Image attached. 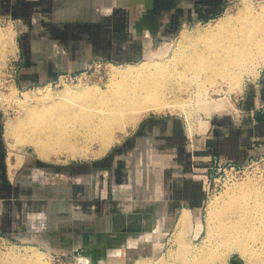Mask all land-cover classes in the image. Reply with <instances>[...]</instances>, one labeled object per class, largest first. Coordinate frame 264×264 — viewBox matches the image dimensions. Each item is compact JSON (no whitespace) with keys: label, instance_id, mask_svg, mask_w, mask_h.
Listing matches in <instances>:
<instances>
[{"label":"crops","instance_id":"obj_1","mask_svg":"<svg viewBox=\"0 0 264 264\" xmlns=\"http://www.w3.org/2000/svg\"><path fill=\"white\" fill-rule=\"evenodd\" d=\"M104 1L0 0V17L37 21L18 38V85L27 88L47 83L64 72L83 69L94 59L121 64L137 61L152 42L171 36L179 22L215 18L230 0H171L176 9L161 25L143 15L144 8L135 0L130 6L103 15L96 8ZM238 100L233 107L243 112L242 119L238 121L229 113L235 108L212 111L193 154L186 145L180 118L142 116L99 162L69 172L70 176L84 178V188L72 183L64 186L69 202H75L81 192L86 193L87 200L96 179L103 176L115 184L148 180L149 193H153L149 201L158 207L159 215L180 208L185 211V207L200 210L205 202L204 172L213 161L242 166L264 156V74L246 83ZM2 119L0 114V231L4 236L21 235L37 243L44 239L50 243L51 233L62 229L57 210L60 205L55 201L60 200L62 187L46 176L53 177L60 171L26 155L11 161L9 156L14 151L8 152L2 139ZM70 223L64 226L65 233L72 231ZM67 236L70 244L82 239L74 232ZM108 242L105 239L98 245L91 236L87 246L74 245L71 253L75 261L98 264H110L127 255L122 251L126 245L113 249L114 244L102 259L83 254L84 249L95 253Z\"/></svg>","mask_w":264,"mask_h":264},{"label":"rangeland","instance_id":"obj_2","mask_svg":"<svg viewBox=\"0 0 264 264\" xmlns=\"http://www.w3.org/2000/svg\"><path fill=\"white\" fill-rule=\"evenodd\" d=\"M118 2L119 4H117ZM132 2L133 0H105L104 3L97 6L96 11L103 15H109L116 9L130 6ZM134 2H137L138 5L143 7L142 0H135ZM246 6H250L252 11L257 13L264 10V0H230L227 2L223 12L215 18L201 21L179 22V25L171 36H161L152 42L148 51L137 61L121 64L110 60L94 59L81 70H70L60 74L57 78L47 83L27 88L19 86L17 83V74L20 69L19 53L17 51L18 38L27 31L31 24L36 25L37 21L33 19L26 22L20 19L0 17L3 20V25L0 26V35H5L4 40L7 42L4 43L11 44V47L4 43L1 44L2 46L0 45V114L3 117L2 139L6 144L8 152L11 150L14 151L9 156L11 161H15L19 155L22 157L26 155L38 160L41 159L40 162H44L43 164H46L48 168H56L60 171L53 177H46L51 181L54 180L56 184L59 183L62 187L60 200H55L60 205L57 210L59 212L58 216L62 219V229L51 233L50 236L52 239L50 243L45 241V239L42 243H37L25 239L21 235L4 236L0 231V262L1 253H10L15 259V261L12 259V262L9 260L6 263L2 261L3 263L1 264H23L25 260H29L32 264H36L33 262H37V260H39L38 264H98L90 261H75L73 252L71 253L72 246L78 244L87 246L90 243L91 236L97 244L104 242L105 239L110 241L111 238L120 232L122 229L120 227H123V225L134 229L148 226L147 229L154 231L153 233H144L141 230L138 238L133 239L129 237L125 248L122 250L127 255L122 259H113L110 264H137L141 260L146 261L148 264H193L192 257L195 255L197 257L201 256L202 251L208 246L206 244L208 239L207 227L209 221H211L208 213L210 207L214 203L227 198L229 193L237 185L247 184L250 187L254 186L259 191L264 192V156H261L242 166L232 162H227L224 165V162L213 161L212 165L204 172V175H206L204 180L205 202L202 208L195 212L193 209L185 207V211L182 210L183 208H180L177 212L170 214H163L162 212L159 215L158 207L149 201L153 200V193L150 194L151 191L148 190V180L139 181L137 184H115L109 180L106 181V178L103 176L100 179H96L97 182L93 185L92 194L90 196L87 195L90 198L89 200L85 198L86 193L81 192V195L76 198L75 202L71 203L69 202L68 192L64 190V186L72 183L84 188V178L81 176L76 177V175L70 176L69 172H74L78 168L85 167L87 164L99 162L113 146L132 131L135 125H131V127L124 125L123 130L119 128L120 132L117 131L119 129L114 130V133L115 131L117 133L113 134V144H110L109 149L102 151L101 148V150L99 149L100 144L94 142L91 143L90 149L83 156H71L70 153L64 151L58 152L54 148L53 150L52 147H46L44 157L38 150L34 149V146L19 144L20 142H17V137L11 138L9 136L8 138L6 132V126L9 123H15L23 117L25 113L23 111L25 110L24 107L27 108L37 102L38 104L47 102L50 98L58 99L66 89L82 87L107 91L112 86L110 85L109 87L108 85L111 84V72L114 70H122L125 68H133L136 70L139 67H141L140 69H146L145 66L147 64L156 61L169 62L173 58L172 53L175 50L190 45L189 38L191 39L198 33L211 27L213 28V26H218L221 21L236 17ZM174 9H176L175 6L169 0L163 4L162 9L155 16H152L144 9L142 14L161 25L165 22V18L169 17L171 10ZM263 62L264 60L258 61L256 62L257 64L255 63L256 65L253 64V66L246 67L244 69L246 71L242 70L244 73H239L241 76L239 83H234L233 81L228 82L217 78L211 82V85V83H206L203 78L201 81L198 80L200 82H191L185 79L183 81V79H180L176 85L177 87L182 86L181 90L179 89L168 93L170 95L164 97L165 102L168 100L166 103L170 105L171 103L169 102L174 101L175 106L171 104L172 108L168 106L169 108L167 107L161 111H148L143 117L155 114L157 116L167 117L172 115L180 118L186 145L190 153L193 154L204 133L207 117L214 114L212 111L221 110L225 107L238 109L235 106L233 107V105L235 103L238 104L240 100H238V97L241 95L245 84L249 81L257 80L264 74ZM258 63L259 66H257ZM249 71L254 74H251ZM165 94L167 95V93ZM46 96L47 98H45ZM180 100L183 103L186 102L184 104L185 106L182 105L183 103ZM236 100L238 101L235 102ZM92 103L90 102L89 104ZM177 104H181L183 108ZM92 105L94 106L95 103ZM89 106H86L88 110ZM93 106H90V108L93 109ZM177 106H180L182 109L180 107L179 109L175 108ZM229 113L238 121L243 117V112ZM114 135L117 136L115 137ZM196 139L199 141L197 142ZM105 151L106 153H104ZM226 164L236 165L240 170L236 173L230 167H226ZM88 204H90V208L87 210L89 213L86 214L85 209L89 207ZM84 214L87 216H83ZM36 218L38 217L36 216ZM48 219L47 216L44 217V221L47 222ZM197 219L199 222H197ZM70 222L73 223L72 231H66L65 233L64 226L71 224ZM70 232L80 235L82 239L80 241L74 240L75 244L73 242L70 244V239L67 236ZM178 238H181V240H177ZM110 245L107 243L103 247H99L97 252L92 254L87 249H84L83 254L88 257L91 256V259H95L93 257L95 254L96 256H102L103 248H107ZM113 249H119V247L114 246ZM115 253L119 254L117 251ZM185 256H188V259H185ZM236 263L247 264L238 253L232 252L228 257L227 264Z\"/></svg>","mask_w":264,"mask_h":264},{"label":"bare ground","instance_id":"obj_3","mask_svg":"<svg viewBox=\"0 0 264 264\" xmlns=\"http://www.w3.org/2000/svg\"><path fill=\"white\" fill-rule=\"evenodd\" d=\"M263 11L255 13L250 6H246L236 17L221 21L218 26L189 38L190 45L175 50L169 62L147 64L145 68L148 70L139 67L136 70L125 68L112 71L111 84L108 85L112 86L107 91L82 87L66 89L58 99L50 98L47 102L24 107L23 117L6 126L8 138L17 137L19 144L34 146L44 157L46 147L70 153L71 156H83L94 142L100 144L99 149L102 151L109 149L110 144H113V134L117 133L114 130L136 125L148 111H161L168 106L172 108L173 104L175 106L174 101L169 102L172 106L166 103L168 100L165 102L164 97L181 90L182 86L176 85L178 80L192 82L203 78L206 83H211L220 78L239 83L242 70L264 60ZM4 39L5 35H0V45L7 42ZM7 45L11 47V44ZM90 102L95 103L94 111ZM87 103L93 106V109L89 106L92 111L87 109ZM117 131L120 132V129ZM208 213L211 220L207 227L208 246L201 256L192 257L193 264H227L232 252L238 253L247 264H264L263 191L247 184L237 185L227 198L214 203ZM109 251H112L110 246L104 247L102 256L105 253L106 257ZM12 256L10 253H1L0 264L9 260L12 262ZM93 257L98 258L96 254ZM38 261L33 263L38 264ZM23 264L32 262L25 260ZM137 264L148 263L141 260Z\"/></svg>","mask_w":264,"mask_h":264},{"label":"water","instance_id":"obj_4","mask_svg":"<svg viewBox=\"0 0 264 264\" xmlns=\"http://www.w3.org/2000/svg\"><path fill=\"white\" fill-rule=\"evenodd\" d=\"M169 0H142L143 8L149 14L152 16H155L163 7V4L168 2ZM148 226H142L141 228L134 229L125 226L120 230V232L115 235L111 240L108 242V244H114L115 247H123L127 244V240L129 237L136 239L138 238L141 230L144 231V233H153L152 230L147 229ZM130 234V235H128ZM241 264V263H236Z\"/></svg>","mask_w":264,"mask_h":264},{"label":"built area","instance_id":"obj_5","mask_svg":"<svg viewBox=\"0 0 264 264\" xmlns=\"http://www.w3.org/2000/svg\"><path fill=\"white\" fill-rule=\"evenodd\" d=\"M1 25H3V20L0 19V26ZM263 110H264V108H263ZM234 112H241V111L239 109H236ZM224 165H225V163H224ZM226 167H230V169L236 173H237V171L240 170V168L238 166L233 165V164H226Z\"/></svg>","mask_w":264,"mask_h":264}]
</instances>
